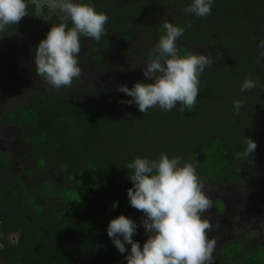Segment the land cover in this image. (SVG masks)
Wrapping results in <instances>:
<instances>
[{"label":"trees","instance_id":"trees-1","mask_svg":"<svg viewBox=\"0 0 264 264\" xmlns=\"http://www.w3.org/2000/svg\"><path fill=\"white\" fill-rule=\"evenodd\" d=\"M133 1V9L128 0H121L117 9L109 11L106 6H95L94 0H83L108 16L106 35L98 42L92 40V62L103 75L102 83H126L131 88L138 82L132 70L135 62L129 71L118 68L120 56L115 49L118 45L108 37V31L123 33L125 43L131 44L133 39L124 21L131 18L138 26L149 25L151 21L142 15L141 9L147 7L158 14L164 6L148 7L144 0ZM177 2L182 14L172 23L181 27L191 24L178 40L181 54L192 53L193 46L204 44L211 46L220 60L217 66L206 67L200 75L199 93L192 109L164 112L154 107L142 113L136 105L126 103V117L116 121L107 110L91 106L84 94L59 98L42 92L33 104L5 113L4 123L24 127V138L34 150L44 146L51 149V156L59 160L67 177L65 187L46 183L49 184L46 195L58 202L47 224L54 239L50 253L56 256L47 264H59L62 259L69 264L75 259L80 264H86V259L88 264H124V254L118 252L108 237L107 227L111 219L121 214L136 220L143 216L130 206L127 198V190L133 185L128 179L131 171L125 166L137 156L153 159L161 152L170 157L180 155L196 164L201 181L214 186L233 184L244 177L256 183L264 173V57L257 47L264 40V0H214L211 14L203 18L183 12L192 0L172 1ZM41 13L44 19H39L32 3L28 4L27 16L38 19L48 31L53 24L62 22L59 17H48L47 5ZM163 22L156 26L158 38L164 34ZM21 25L20 20L0 33V46L6 38L15 36ZM40 34L37 46L46 37L43 32ZM245 78L255 80L257 87L242 93L240 87ZM124 98L131 99L126 94ZM234 100L244 101L238 115L234 114ZM244 136L251 137L257 149L246 161H237L234 154L243 151ZM36 163L44 167L48 160L40 155ZM114 201H118L116 208L112 207ZM218 206L222 212L223 205ZM37 207L39 218L50 217L49 210L42 212ZM77 216L84 217L78 228ZM3 224L1 256L8 264H14L16 259L9 254L11 245L7 240L12 227L6 219ZM133 239L139 241L135 234ZM256 239V233L251 232L245 241L223 246L220 264H264V242L257 246ZM126 248L130 250V245ZM13 249L19 253L21 245Z\"/></svg>","mask_w":264,"mask_h":264},{"label":"clouds","instance_id":"clouds-1","mask_svg":"<svg viewBox=\"0 0 264 264\" xmlns=\"http://www.w3.org/2000/svg\"><path fill=\"white\" fill-rule=\"evenodd\" d=\"M29 3L37 13L47 4L49 11L58 12L62 21L51 26L35 49L36 75L57 90L69 87L82 73L81 37L100 41L106 35L108 16L83 0H0V33L28 15ZM213 3L214 0H192L183 12L203 18L211 14ZM161 27L164 34L142 62L145 81L117 89L131 97L121 102L136 105L142 113L154 107L170 112L177 109L178 102L179 111L192 109L199 93V77L214 62L211 55L181 54L177 41L191 24L181 27L164 21ZM257 47L264 57V40ZM256 87L255 80L245 78L240 91ZM243 107V100L233 101L234 114L238 115ZM242 144L243 151L234 154L237 161H246L257 149L251 137L244 136ZM125 167L131 171L128 179L133 185L127 190V198L131 207L143 213L140 226L147 235L141 246L133 239L138 229L133 219L121 214L109 221L107 235L118 252L124 254L127 264H214L216 240L211 236L212 224L204 215L212 202L204 191L196 164L180 155L170 157L161 152L153 159L137 156ZM118 206V201H114L112 207ZM126 245H130V250Z\"/></svg>","mask_w":264,"mask_h":264},{"label":"rangeland","instance_id":"rangeland-1","mask_svg":"<svg viewBox=\"0 0 264 264\" xmlns=\"http://www.w3.org/2000/svg\"><path fill=\"white\" fill-rule=\"evenodd\" d=\"M51 14L61 18L58 12ZM21 22L18 33L5 39V43L0 46V140H8V137H1L2 134L16 135L18 140L20 139L19 126L2 127L5 112L15 107L33 104L34 99L42 92H49L59 98L81 93L91 106L107 110L113 120L118 121L126 117L127 105L121 102L125 101L124 93L117 90L121 84L102 83L100 71L92 62L94 52L91 38L81 37L79 54L81 76L74 79L71 86L57 90L36 75L34 53L40 33L47 32L45 25L27 15L21 19ZM113 38L122 42V36L119 34H113ZM136 46L149 48L151 44L137 37ZM194 53L211 55L215 66L220 62L209 45L197 47ZM145 58L142 57L133 68L135 80L138 82L145 81L142 71L145 67L142 63ZM127 63L126 61L125 64ZM178 108L179 102L177 109L173 110ZM22 146L24 147L25 144L22 143ZM203 184L204 191L212 202V207L204 215L212 224L211 236L216 240L214 264H219L222 259L220 250L223 244L233 240H243L248 233H256L258 236L256 245H261L264 241V173L258 177L256 183H252L249 177H244L229 185L214 186L210 182ZM219 204L223 205L222 212L219 210ZM133 220L138 225L136 237L141 242H145L147 235L140 226L141 219ZM0 264L3 263L0 261Z\"/></svg>","mask_w":264,"mask_h":264},{"label":"flooded vegetation","instance_id":"flooded-vegetation-1","mask_svg":"<svg viewBox=\"0 0 264 264\" xmlns=\"http://www.w3.org/2000/svg\"><path fill=\"white\" fill-rule=\"evenodd\" d=\"M172 1L173 0H144L145 5L148 7L162 4L164 9L162 13L158 14L155 11H150L147 7L141 9L142 15L148 21H151L148 23L149 25L138 26L136 25L135 20L131 18L126 19V22L124 21L129 30V36L133 39L131 44L125 43L123 33H119L115 30L108 31V37H110L115 42V44L118 45L117 47L115 46V49L120 56V62L118 64V68L120 70L124 69L129 71L133 62H135L133 64L134 68L136 63L142 57L147 56L149 49L159 39L157 37V33L159 32L156 30V26L158 25L159 21L170 20L173 22L182 14L180 3L177 2L174 4ZM120 2L121 0H94V5L106 6L107 9H110L109 11H111L117 9ZM128 2L130 8L133 9L134 1L128 0ZM45 5L47 4L42 5L39 10V19L45 18L43 13H41ZM47 15L49 18L53 16L58 18L56 14H51L49 9ZM59 19L61 20V18ZM70 24L71 23L69 22V25ZM46 30L48 32L47 28ZM152 32H154V34H152ZM43 33L46 34L45 32ZM113 34L121 35L122 42L116 41L113 38ZM137 37L147 40L151 46H149V48L136 46ZM177 44L181 49V43L177 41ZM199 46L201 45L193 46L192 53H194V50ZM110 55L112 56L113 53ZM126 61L128 62L127 64H125ZM102 76L103 75L101 74V77ZM12 126H19L21 129L20 139L18 140L16 135L2 134L1 137H8V140H0V226H4L3 219H6L9 226L11 225L12 227V231L9 234L7 240L10 242L12 248L9 249V254L13 255V257L16 259L14 264H47L50 259L55 258L56 256L50 253L54 239L52 238L51 232L48 229L50 226L47 224L48 221L52 220L51 213H53L54 205H56L58 202L56 199L50 198L46 195L45 190L49 185L46 183L49 182L58 188L65 187L68 185L67 177L61 170L59 160L51 156V149L49 147L44 146L41 147L40 150H34L33 146L25 140L24 127L17 125V123L12 125H7L4 123L2 127L11 128ZM22 143L25 144L24 147L22 146ZM40 155L41 157H45V159L48 160L47 166L39 167L38 163H36ZM37 206H40L42 212L49 210L50 217L45 218L42 215L41 218H39L36 214V212L39 210ZM80 218H82V221L80 225L77 226L76 222ZM131 219H134V217H131ZM83 221V216H77L75 220V226L77 228L80 227ZM246 236L243 240L233 241H245ZM4 237V235H0V239ZM57 242L61 243V240H57ZM230 242L232 241L223 244L220 252H222L223 246ZM20 245L21 251H18L19 253H17L14 251L16 249L13 248L20 247ZM67 245L69 244L67 243ZM62 249L63 246L60 244L59 250ZM0 261L3 264H8L1 256V248ZM85 263L88 264L89 259H86ZM59 264H69V262L63 261L62 259V262ZM72 264H80V260L75 259L73 260ZM124 264H127L126 260Z\"/></svg>","mask_w":264,"mask_h":264},{"label":"water","instance_id":"water-1","mask_svg":"<svg viewBox=\"0 0 264 264\" xmlns=\"http://www.w3.org/2000/svg\"><path fill=\"white\" fill-rule=\"evenodd\" d=\"M81 221H82V218L78 219V221L76 222V225L77 226L80 225Z\"/></svg>","mask_w":264,"mask_h":264}]
</instances>
